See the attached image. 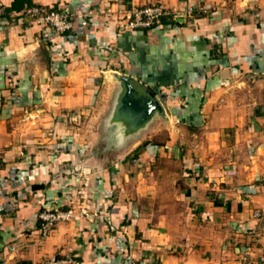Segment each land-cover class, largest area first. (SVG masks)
<instances>
[{
    "label": "crops",
    "instance_id": "1",
    "mask_svg": "<svg viewBox=\"0 0 264 264\" xmlns=\"http://www.w3.org/2000/svg\"><path fill=\"white\" fill-rule=\"evenodd\" d=\"M0 2V264L264 261V0ZM158 2L176 16L125 29ZM34 5L73 29L30 22ZM115 74L165 112L123 146ZM46 209L75 218L45 235Z\"/></svg>",
    "mask_w": 264,
    "mask_h": 264
},
{
    "label": "built area",
    "instance_id": "2",
    "mask_svg": "<svg viewBox=\"0 0 264 264\" xmlns=\"http://www.w3.org/2000/svg\"><path fill=\"white\" fill-rule=\"evenodd\" d=\"M7 7L0 2V15H5ZM194 8L188 9V14L194 13ZM202 12L208 13L207 8H201ZM176 16V12L171 11L161 2L142 6L131 7L127 9L123 16L122 22L125 29L135 30H153L161 26L162 19L165 16ZM24 16L30 21L38 25L50 27L58 34L69 32L74 27L73 15L64 10H54L42 5H34L28 7L24 11ZM258 216V214H256ZM75 218L72 209L68 210H42L39 219L42 225V231L46 235L50 229L59 222L70 221ZM43 264H76V260L71 255L62 257L53 256L47 259ZM238 264H264V261H254L250 257H243Z\"/></svg>",
    "mask_w": 264,
    "mask_h": 264
},
{
    "label": "water",
    "instance_id": "3",
    "mask_svg": "<svg viewBox=\"0 0 264 264\" xmlns=\"http://www.w3.org/2000/svg\"><path fill=\"white\" fill-rule=\"evenodd\" d=\"M118 90L106 119L110 140L123 146L139 137L156 117H164L162 103L144 83L128 75H114Z\"/></svg>",
    "mask_w": 264,
    "mask_h": 264
}]
</instances>
